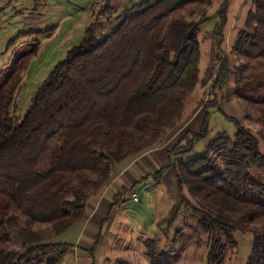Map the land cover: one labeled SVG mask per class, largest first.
<instances>
[{
	"label": "trees",
	"instance_id": "obj_1",
	"mask_svg": "<svg viewBox=\"0 0 264 264\" xmlns=\"http://www.w3.org/2000/svg\"><path fill=\"white\" fill-rule=\"evenodd\" d=\"M132 1L103 37H96L94 24L87 26L80 42L49 71L20 120L10 106L36 46L0 70V264H40L47 251L69 249L68 242H42L35 230L47 226L59 234L83 223L88 201L111 180L115 166L155 146L165 129L181 119L199 80L197 33L209 19L203 8L212 0ZM229 3L222 0L211 37L222 35ZM253 4L247 17L256 22L253 32L240 31L232 49L243 58L240 82L252 61L264 68V0ZM195 9H201L202 18L182 25L171 51L165 37L168 23ZM223 40L222 35L219 44ZM217 59L209 85L213 97L193 138L183 137L189 148L207 138L209 107L224 100L232 63L224 53ZM245 83L235 94L264 127V97L254 90L243 94ZM226 118L235 127L233 142L216 137L188 161L168 158L153 176L159 179L166 168L173 169L178 209L184 206L198 219L210 264H222L228 248L236 246L235 230L252 234L247 264H264V183L251 173L254 166L264 169V153L248 127ZM15 235L26 246L22 253L11 248ZM147 255L152 264L176 260L169 253L156 259L153 248Z\"/></svg>",
	"mask_w": 264,
	"mask_h": 264
},
{
	"label": "rangeland",
	"instance_id": "obj_2",
	"mask_svg": "<svg viewBox=\"0 0 264 264\" xmlns=\"http://www.w3.org/2000/svg\"><path fill=\"white\" fill-rule=\"evenodd\" d=\"M244 1L247 2L249 11L254 9L253 0ZM107 2L109 1L0 0V70L19 53L36 46L34 55L29 57L20 73L14 91L10 109L15 118H23L37 88L52 67L65 57L67 50L80 42L87 26L94 24V33L101 38L113 28L120 14L135 3L132 0H114L116 5L108 8L105 7ZM221 2L222 0H212L210 6L203 8L204 15L209 19L201 22L197 33L200 45L199 80L185 101L181 119L175 127L165 129L162 137L155 143V148H158L156 154L146 155L152 162L157 158L156 163L150 165L141 161L144 164L140 165L144 168L142 174L139 168L137 173L131 171L125 175L124 186L127 190L123 187L117 190L120 196L116 197V203L105 218L106 222L101 223L100 220L96 223V228L94 221L91 222V218L87 217L83 219V223L72 225L59 234H53L47 226L37 227L35 231L42 242L72 244L63 252L60 248L47 251L45 256H40L44 260L40 264H48L49 260H55L54 264H152L153 260L147 255V250L151 248L156 251V259L163 253H169L176 257L175 264H210L207 259L206 235L198 219L187 214L184 206L178 209L173 169L166 168L159 179L153 174L165 166V151L168 154L176 151L172 161H180L194 157L216 137L222 136L233 142L235 127L226 116L235 118L248 127L257 137L259 149L264 153V127L256 121L254 111L245 107L235 94L236 88L243 82H248L249 84L245 83L243 94L248 95L247 91L252 93L254 90L257 96L264 97V68L257 65V61H252L253 65H250L240 82L238 68L243 58L232 50L238 38L233 36L235 29L223 37L220 44L222 35L211 37V29L218 19L217 10ZM179 15L167 25L166 44L171 51L177 44L182 24L202 18L201 9H195L193 13L185 10ZM255 24L256 22L248 21L244 29L253 32ZM222 53L228 55L232 63L224 88V100L219 107H209L211 118L209 116L207 138L189 148L183 137L188 134L193 138L192 133L198 131L204 108L213 97L209 85L219 64L217 57ZM175 145L179 146L174 150ZM170 149L173 151L169 152ZM214 155L217 163L221 164V157L217 153ZM126 162L127 160L117 164V167L120 169ZM251 173L255 179L264 183V169L254 166ZM141 177L143 179L140 180ZM132 179L139 180V183L128 189L127 184L134 183ZM133 191L137 193V201L130 196ZM86 220L89 221L88 224ZM233 237L236 246L228 248L222 264H247L252 247L251 232L235 230ZM93 245L95 249L92 250ZM11 248L22 253L26 246L22 247L19 237L15 235Z\"/></svg>",
	"mask_w": 264,
	"mask_h": 264
},
{
	"label": "crops",
	"instance_id": "obj_3",
	"mask_svg": "<svg viewBox=\"0 0 264 264\" xmlns=\"http://www.w3.org/2000/svg\"><path fill=\"white\" fill-rule=\"evenodd\" d=\"M105 1H107V0H105ZM108 1H109L111 8L113 7V5H116L114 0H108ZM121 2H123V1H121ZM247 5H248L247 2L244 0H230V3H229L228 8H227V12H226V23L223 26V30H222V35L224 38L227 34H230L231 31H233V29H235V33L233 36H236V37L238 36L239 32L244 29V26L247 22L248 14L250 12L249 11L250 8L247 7ZM210 118H211V115H210ZM234 140H235V137H234ZM155 147L156 146L148 149V151H146L144 154L142 153L141 154L142 156L140 155L138 157H129V158L125 159V160H127V162L120 169L116 165L114 172H113V175H112L113 179L111 178L112 180L109 181L107 184L103 185L94 194V196L89 200V203L86 206L84 218L85 217H87L89 219L91 218L90 220H91V222L94 221L95 228L98 226V225H96L97 222H100V220H101V223H103L105 221V218L108 217L107 215H109V212L111 211L113 205L116 203V197L120 196V192H117V190L121 189V187H123L125 190H127L124 186L125 185L124 183H126V181L124 179L125 175H127L131 171L137 173L136 171H138L139 168H140L141 174H142V168L143 167H141L140 165H144V164L141 163V161L147 162L150 165H153V163H156V161L158 160L157 158L154 159L152 162L151 158L146 156V155H155L156 152L158 151L157 150L158 148H155ZM175 152L176 151H174L170 154H168L167 151L164 152L165 157H163V158L165 160V163H164L165 165L168 162V158H171V160L173 159L172 157H173ZM192 157H187L186 160H180V161H188ZM125 160H123V161H125ZM145 167H146V165H145ZM143 170H144V168H143ZM141 179H143V177H141L140 180ZM132 180L134 181V183H132V185L127 184L128 189L134 188L135 185L137 183H139V180L138 181L135 179H132ZM110 202H112L111 205L109 204ZM108 204L110 206L107 209L106 206H108ZM86 222H87V224L89 223V221H87V220H86ZM85 231L86 230H83V232H85ZM94 249H95V245H94Z\"/></svg>",
	"mask_w": 264,
	"mask_h": 264
},
{
	"label": "built area",
	"instance_id": "obj_4",
	"mask_svg": "<svg viewBox=\"0 0 264 264\" xmlns=\"http://www.w3.org/2000/svg\"><path fill=\"white\" fill-rule=\"evenodd\" d=\"M131 198L134 200V201H137L138 200V196H137V193L135 191L131 192L130 194Z\"/></svg>",
	"mask_w": 264,
	"mask_h": 264
}]
</instances>
